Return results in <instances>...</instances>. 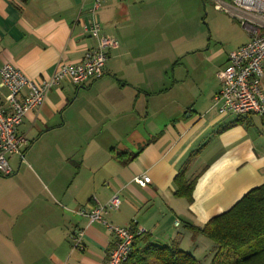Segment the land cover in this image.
Wrapping results in <instances>:
<instances>
[{
    "label": "crops",
    "instance_id": "0c3cea01",
    "mask_svg": "<svg viewBox=\"0 0 264 264\" xmlns=\"http://www.w3.org/2000/svg\"><path fill=\"white\" fill-rule=\"evenodd\" d=\"M188 1L102 3V35L117 43L105 75L65 80L19 127L28 145L0 178V264H108L115 236L76 211L115 193L122 204L108 217L113 225L144 228L146 241L176 245L200 264L205 252L210 264L215 245L193 239L188 226H205L264 185L263 118L221 115L215 105L229 54L252 40L256 24L232 0H220V10L210 0L225 14L207 31L193 24ZM90 6L0 0V69L8 63L40 81L61 63H80L97 44L84 29ZM182 171L195 180L191 201L176 195ZM144 175L151 181L141 186L135 178ZM77 229L82 250L71 244Z\"/></svg>",
    "mask_w": 264,
    "mask_h": 264
},
{
    "label": "built area",
    "instance_id": "2783aa9c",
    "mask_svg": "<svg viewBox=\"0 0 264 264\" xmlns=\"http://www.w3.org/2000/svg\"><path fill=\"white\" fill-rule=\"evenodd\" d=\"M89 18L84 29L97 41L95 47L86 51L78 64L61 63L53 74L36 81L11 64L0 69V178L12 175L9 157L22 156L28 145L26 136L20 133L24 118L37 111L46 102L49 93L70 80L75 85H84L105 75L108 60L107 50L117 45L111 37L102 35V26L97 13L106 0H90ZM217 9H223L220 0H213ZM233 3L252 16L256 24L252 27L253 38L247 44L229 54L228 63L220 73L221 89L215 96V105L221 115L245 117L257 115L264 122V0H232ZM247 25V21H243ZM147 175L135 178L141 186L150 183ZM121 196L115 193L108 202L98 203L88 210L80 208L76 214L89 224H100L115 236V248L111 251L108 264H125L133 251L137 238L145 234L144 228L113 225L108 217L120 209ZM85 231L77 229L71 235L73 249L82 250Z\"/></svg>",
    "mask_w": 264,
    "mask_h": 264
},
{
    "label": "trees",
    "instance_id": "16d2710c",
    "mask_svg": "<svg viewBox=\"0 0 264 264\" xmlns=\"http://www.w3.org/2000/svg\"><path fill=\"white\" fill-rule=\"evenodd\" d=\"M136 156H130L124 163ZM175 185L178 197L192 200L195 180H187L185 171L176 176ZM188 227L193 239L204 236L215 245L210 264H264V185L248 192L230 210L205 226ZM143 236L136 239L125 264H200L191 253L176 245L151 243Z\"/></svg>",
    "mask_w": 264,
    "mask_h": 264
},
{
    "label": "rangeland",
    "instance_id": "374dc122",
    "mask_svg": "<svg viewBox=\"0 0 264 264\" xmlns=\"http://www.w3.org/2000/svg\"><path fill=\"white\" fill-rule=\"evenodd\" d=\"M185 9L187 10V13L194 19L193 24L195 26L199 25L207 31L210 30L211 26L216 31V24L220 19L219 14H225L224 11L216 10L214 3L210 0H190L186 3ZM200 252L203 253V256L199 261H201L202 264H207L204 260L205 252Z\"/></svg>",
    "mask_w": 264,
    "mask_h": 264
}]
</instances>
